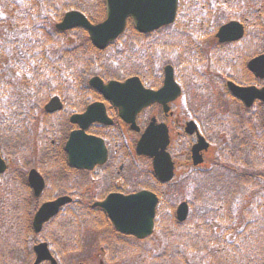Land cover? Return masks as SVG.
I'll use <instances>...</instances> for the list:
<instances>
[{
    "label": "trees",
    "instance_id": "obj_1",
    "mask_svg": "<svg viewBox=\"0 0 264 264\" xmlns=\"http://www.w3.org/2000/svg\"><path fill=\"white\" fill-rule=\"evenodd\" d=\"M230 1L236 0H180L178 20H180L185 28L179 32H174V34H169V31L164 29L147 36H141L134 29L130 28L119 40L110 44L104 51L96 50L91 45L83 30L76 31L78 36H76L75 43L68 44L65 41L66 44H63L65 60L61 80L66 87L67 84L71 85L72 93L67 96L60 92L59 95L66 101H72L73 99L79 101L77 106V109H79L96 97V93L87 86V80L90 76L99 75L104 79H113L120 76L136 75L138 69L136 68L135 56H137L138 52H187L196 42V39H194L196 38L195 30H199L200 35L202 26L205 23L209 24L223 17L236 18L233 8H229L228 12H225L226 6L232 4L229 3ZM42 4L45 11L52 10L51 2L47 3L44 1ZM224 9L225 11L222 12ZM56 10L58 14L68 10H78L84 13L92 22H98L104 18L103 0H62V4ZM41 15L43 16V14ZM39 26L43 27V24ZM26 28L28 30V26ZM46 37H48L47 40ZM203 37H206V32H204ZM30 40L34 43L33 45L36 46V49L40 48L41 43L43 45L48 44V46L51 43L48 30L40 31L32 29ZM196 46L199 47L200 43L198 42ZM222 48L215 45L210 46L213 52H222ZM108 55V59L110 60H106ZM165 60L176 62V66L181 63L180 58L175 55L163 57L162 63ZM218 66L220 65L215 62V67L218 68ZM214 71L217 72L216 70ZM219 75H225V73ZM73 89L77 92L76 94H74ZM204 119L207 122L212 120L211 117ZM237 123L234 126L232 125L231 129H222L224 131H230L229 136L232 142L229 144L234 145L232 147L233 153L230 155V161L218 159L217 157H214V159L210 158L209 164L212 165L207 169L197 171V173L195 172L194 175V181L188 195V203L192 211L197 208L207 210L208 217L206 218H219V213L222 209H231L237 198L246 192L252 193V195L264 194V172L261 169L262 163L264 162L263 146L259 140L253 143V136L244 130L246 128H251L253 131L257 130V135L260 136V131L264 129L262 126V118L258 115L251 126H244V123H249L248 120L243 121V119H239ZM211 129L209 131L210 139H218L221 135H226L219 127H211ZM9 133L10 129L4 134H0V146L11 149L13 153H16L13 150L15 145L11 141ZM1 139L6 140L5 144L4 140ZM253 148L255 150H252ZM49 154V160H51L50 150ZM254 155L256 157V165H254V160L252 159ZM241 156L242 158L245 157L246 161H244L245 167L239 170L236 166L241 161ZM162 192L163 190L158 192L160 201L157 212L161 214L164 211L166 213L169 211L170 213L176 201L163 197ZM262 198H264V195ZM254 200H251V202ZM36 206L37 202L33 199H25L22 201L12 200L8 206H0V264H14V260H17V262L23 260L24 264L31 262L33 258L32 245L38 239L31 227V217ZM76 208V202H74L65 209V212H62L58 217L53 219L49 223V226L47 225L45 228L54 227V230L58 227L60 228L61 232H58L60 233L58 238L61 239L62 234H64L67 240L66 242L70 246L69 249L65 248L67 253L77 251V246L74 245V238H76L77 232L81 229L80 219L83 215L77 213L74 210ZM170 225L180 226L182 224L176 223L173 220ZM45 229L42 233L45 232ZM169 229L170 227H162L160 230L166 236V245L163 246L162 252L155 257V260L148 264H157L158 260H161L162 264H174L171 258L172 255L168 253L170 250L167 248V245L170 246V242L173 240H179L180 242L193 240L189 244L191 245L190 249L200 251L203 248H208L215 239L214 235L206 238L202 236L201 232L198 233L195 230L194 233L184 231L176 234ZM175 235H178V238H172ZM190 235H193V238H190ZM40 237L45 241L47 240L52 246L54 245V241L50 237L44 234H40ZM196 241H201L202 244ZM52 250L56 252L54 246ZM261 250H263V246L256 240L251 246H243L239 249L238 259L241 262L245 261V263L251 264L256 254ZM12 260L13 262H11ZM262 264H264L263 261Z\"/></svg>",
    "mask_w": 264,
    "mask_h": 264
},
{
    "label": "flooded vegetation",
    "instance_id": "obj_2",
    "mask_svg": "<svg viewBox=\"0 0 264 264\" xmlns=\"http://www.w3.org/2000/svg\"><path fill=\"white\" fill-rule=\"evenodd\" d=\"M246 39L247 34L238 44L241 46ZM218 53L222 58L223 53ZM261 54H264V18L258 17L251 23L247 45L243 48H237L234 52L232 78H228L224 82L233 81L240 87L263 88L264 71L263 73L258 71L262 74L257 75L256 72L248 70L247 64L248 61ZM149 72H152V74H148L149 77L140 73V79L145 83L146 77L149 80V88H159L163 82L161 70L155 68L154 70L149 69ZM178 101L179 98L168 104L169 111L167 113H164L162 106L158 103L149 105L140 111L135 119L137 130H132L118 116L116 109L103 102L105 113L104 115H97V118L101 117L99 119L103 122L97 121L88 124L85 133L102 140L106 155L105 159H102V146L87 150L88 157H91L93 161V163L88 164L89 167L87 168L89 169L69 166L67 157L63 155L64 142L54 136L49 137L50 126L55 135H62V140L71 132L80 129V124L70 123L72 113H69L64 106L60 112L51 114L53 115L51 118H54L55 121H52L50 126L48 119L42 118L45 113L43 115L35 114V109L32 106L29 107L28 112H15L12 114L14 120L10 122L11 127L24 129L25 137L16 136V133L13 132L14 136H12L11 141L19 150L17 151V157H11L12 159L2 154L7 164L5 172L13 170L12 174L15 178L21 177L20 174L24 171L27 178L28 172L35 169L44 180V187L40 195L35 197L37 200L47 201L68 196L73 202H76L77 208L74 210L83 215L80 219L81 222L96 223L98 227H101L105 224L101 216L103 211L97 207L94 208L92 206L94 203L105 200L111 194L129 195L140 191V187L146 183L145 181L155 178L152 172L151 160L135 154V145L140 141L145 128L150 125L152 120L156 123H163L168 129L170 143L167 152L174 164V174L177 175L179 171H182L184 175H187V173H190L188 169H193L191 150L196 142V137L193 134L185 133L188 117L177 109ZM83 109L80 111L82 112ZM39 125L40 129L38 130ZM201 134L203 138L209 141L205 134ZM49 150L51 151V160H49ZM102 160L104 162L100 164ZM146 167L148 168L147 173L145 171ZM28 187L30 188V186ZM30 192H32V195L34 194L31 188ZM84 237V231L81 230L78 240L83 242L85 241ZM102 242L103 244L108 243L103 238ZM100 248L103 249L104 246ZM95 260L97 264H104L102 259L95 258ZM41 264L50 263L45 261Z\"/></svg>",
    "mask_w": 264,
    "mask_h": 264
},
{
    "label": "water",
    "instance_id": "obj_3",
    "mask_svg": "<svg viewBox=\"0 0 264 264\" xmlns=\"http://www.w3.org/2000/svg\"><path fill=\"white\" fill-rule=\"evenodd\" d=\"M105 5L106 19L99 24H91L83 14L72 11L65 14L62 22L57 24L56 28L61 31L77 27L83 28L87 31L91 43L97 49H104L124 31L127 18L133 20L137 31L140 33H148L172 23L176 16L178 0H106ZM241 33L240 25L230 23L220 28L217 37L220 42L231 41L238 39ZM248 68L256 72L257 75H261L264 71V56L251 61ZM258 71H262V73L260 74ZM89 83L118 107L120 115L129 123H133L135 114L149 103L157 101L165 108L167 102L172 101L179 95V89L173 81L170 67L165 68L164 86L158 91L144 89L137 78H130L123 83L111 81L106 85L98 78H93ZM228 87L246 105H250L255 98L264 102V89H242L230 83ZM97 106L88 107L83 115L73 116L71 121L87 123L94 120L101 111L99 109H102V107ZM45 108L48 112L58 110L60 108L58 99L53 98ZM193 130H195L194 124L192 122L188 123L186 131L192 133ZM99 143L98 140L87 139L81 132L72 133L65 148L70 165L80 167L78 161H86L87 159L80 160L78 158L79 151L89 145L95 148L100 145ZM167 145L168 134L165 126H155L152 123L140 140L138 145L140 149H137L140 154L154 157V172L163 182L172 178V164L169 155L165 152ZM206 147L207 145L204 144L203 139L199 137L198 143L193 148L195 165L202 161L198 152ZM4 169V162L0 158V172ZM28 180L35 194H39L43 187L42 178L35 171H31ZM68 202H70V199L64 197L43 204L34 216V230L38 232L42 224L54 216L59 208ZM156 203V196L144 191L130 196L110 195L105 201L96 203L95 206L102 208L108 214L116 230L142 239L152 233ZM186 213L187 206L182 203L177 209V219L182 221ZM34 250L36 252L34 264H38L43 260H50L52 264H55L45 243L35 246Z\"/></svg>",
    "mask_w": 264,
    "mask_h": 264
},
{
    "label": "rangeland",
    "instance_id": "obj_4",
    "mask_svg": "<svg viewBox=\"0 0 264 264\" xmlns=\"http://www.w3.org/2000/svg\"><path fill=\"white\" fill-rule=\"evenodd\" d=\"M39 1L40 0H0V48L7 44H12L14 40L17 41L19 39H23L21 37L23 35V32L26 34L25 37H27V29L21 24L27 19H24L26 16V12H29L28 14L32 18H30V20L34 19V16H32V14L34 15L32 6H34ZM11 2L13 5L10 4ZM39 5H41L40 2ZM257 6H259V4H257ZM181 28L182 25H179L175 28V30L171 29L169 32L174 33L178 30H181ZM207 29H209V27H206L205 25L202 26L200 40L196 39L201 43L199 49H197L198 47L194 45L196 52L204 50V48H202L204 39L201 37H203L204 32L209 31ZM73 35L71 32L69 35L66 36V39L71 40L73 38ZM12 53L13 52L6 51L0 52V86L7 85L6 87H8L11 85V88L9 89L5 87V91L9 92V103L12 102V91H14L15 88H23L25 86L24 82L27 81V78L23 76L24 71H17V68L12 66V64L8 62L7 56L13 55ZM135 57L137 61L138 55ZM201 57H203V53H201L200 58ZM197 69L199 70L198 79H200V81L195 76H190L188 72L185 71L187 79L182 80L184 86L183 95L181 96L178 101V104L176 105L177 109L187 116H191L192 113L194 115V112L197 113L198 110L209 109L212 116H219L215 118H219V126H223L225 125V123L223 122L222 117H225L227 115H235L236 111L239 108L230 100L229 96L225 93L224 81L216 77L213 73H210L209 70L204 66V62H201ZM182 71L183 70H180L179 73L181 74ZM203 75H206L204 77L205 80L203 78ZM7 95L8 93L6 94V96ZM262 169H264V165ZM2 192L3 187L1 186L0 182V201H3L7 198L3 196ZM169 192L177 193V196L179 197L182 196L180 194L182 193V191L174 185L169 187ZM246 195L247 193L244 195V197ZM181 199H184V197ZM197 209L200 212L196 210L192 211V215L189 221L190 224L187 225L185 229H187L188 232L192 233H194V230H201V228H203V230H207L208 235H214L215 238V245H212L211 247L215 246V248L220 250V252L214 254L215 256L213 257V254H209L208 257H205V250L203 249L201 250V252H198V250L192 251L190 249L191 245L189 244H186V247H182L181 245H177L175 242H173L172 244H176L177 250H180L182 252V257H175L172 259V262H174V264H214L213 262L217 264H233L232 262L236 263V260L234 259V254L226 258V253L228 254L229 252L228 247L232 248L231 244L234 241L232 236L240 230L242 224L246 222L243 220H245L247 217H244L241 220L242 222L237 221L236 228L225 230L222 228V224H216L215 220L209 222V218L208 220L206 218H203L200 222L198 220V216L200 215V213H204L205 209ZM167 213H169V211H167ZM94 227L95 226H91L90 229L87 230L88 237L86 238V249H84L82 253L74 254L71 256L67 255L66 250L64 248V244L67 241L64 237V234H62L61 239L58 238V235H60V233L58 232H61L60 228L58 227L55 230L54 227L51 228V235L54 238V246L56 248V252L60 256V258L65 261L66 264L76 262L78 259L85 258L87 256H89V258L87 259L88 261H84L83 259H80L79 261L82 263H86L94 259L95 256L99 258V260L102 259L99 255L100 247L105 246V244H103L102 242V238L108 241V238L106 236L110 228L108 225L97 229H93ZM190 238H193V235H190ZM190 243H192V241H190ZM122 244H125L126 246H132V248L134 249V253H136V255L140 257V263L148 264L155 260L153 254L156 253L157 250L161 251L162 245L164 244V240H162L161 233L157 229V231L154 232L152 238L142 244L140 242H134L130 238L124 239ZM134 256H129L126 252L120 259L111 263H109L107 260V262L109 264H137L138 261L134 259ZM104 259L106 260V258ZM92 264H97V262H92ZM157 264H162L161 260H158Z\"/></svg>",
    "mask_w": 264,
    "mask_h": 264
}]
</instances>
